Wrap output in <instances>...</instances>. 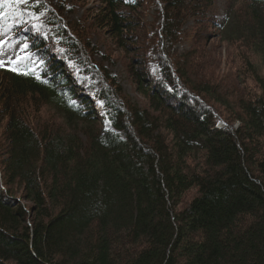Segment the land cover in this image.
Returning a JSON list of instances; mask_svg holds the SVG:
<instances>
[{
	"label": "trees",
	"instance_id": "obj_1",
	"mask_svg": "<svg viewBox=\"0 0 264 264\" xmlns=\"http://www.w3.org/2000/svg\"><path fill=\"white\" fill-rule=\"evenodd\" d=\"M146 1L101 0L88 25L139 56L141 105L60 11L42 3L43 31L22 25L39 68L0 66V264H264V0H230L219 23L215 0ZM211 28L248 74L224 77L225 93L179 49ZM33 101L64 125H34ZM217 116L238 127L215 129Z\"/></svg>",
	"mask_w": 264,
	"mask_h": 264
},
{
	"label": "rangeland",
	"instance_id": "obj_2",
	"mask_svg": "<svg viewBox=\"0 0 264 264\" xmlns=\"http://www.w3.org/2000/svg\"><path fill=\"white\" fill-rule=\"evenodd\" d=\"M41 1L44 5L49 6L54 12L57 10L60 11L61 14L58 11L57 12L59 13V16L62 17V21L65 22V25L69 23V26L67 25L66 29L71 35L88 30L91 40L90 46H93L94 51L98 50L97 55L94 57V62L100 63L101 61L103 66L118 78L121 88L124 91V95L131 102L138 105L145 103L144 98L140 95L139 88L135 83V76H133L130 71V66H133L132 62L134 63L136 59L139 58L137 53L132 52L126 54L121 50H116L113 48V45L105 32L99 31L98 29L95 30V28H91V30L88 28L89 23L93 20V16L97 13V8L101 5V0ZM42 3L39 0H27L26 3H9L6 10L3 13H0V61H3L6 66L10 68H22L27 63L34 61L33 56L27 52V42L25 37L18 31L21 29L20 25L23 22L28 23L29 28L34 30V32L40 33L44 29L43 23H41V20L39 21L36 16V8L40 9ZM145 3H147V1ZM240 4L241 1L237 3V6ZM230 5V0H215V5L210 14L212 16L215 15L217 21H221L224 14L229 11ZM145 6L146 8L144 10L140 9L138 11L143 13L145 30L150 32L151 28L149 24L152 21L156 22L157 20L154 15V7L151 8L149 4H144V7ZM123 11L127 12V9L123 8ZM207 34H211V36H209L210 38H201L199 41L195 31L190 30L184 43L179 45V49L185 51V54L189 53L190 57H188L186 63L189 72L191 69L192 75H196L195 71H199L201 77L198 74L197 75L201 79H207L205 77L207 73L204 72L201 74L200 71L202 69L206 70L208 73L212 71L216 76L213 81L216 82L218 80L216 86L221 84L224 87L223 92L225 93V89H229L231 85L227 82L228 80L235 79L236 82V77H238V75L240 77L248 75L245 71L246 67L242 61H238L239 59L237 56H239V52L241 51L237 50V46H231L227 43L223 38L222 30L220 31L211 28ZM147 44L148 42H143L142 45L140 43V49H142L141 47L143 46H147ZM242 52L243 55L248 53L247 51ZM102 55L104 57L110 56L109 58L111 62L108 63L105 59L103 60ZM256 61L258 63L257 59ZM86 66L91 67L92 64L87 63ZM72 70L78 73L79 79L76 83L79 87L90 84V77L85 76L84 73H82L83 68L73 67ZM198 76H196L197 79H199ZM224 77L228 78V80H225ZM228 101L231 102V99H228ZM30 103L31 104H28L30 106L26 105L28 107L26 111L29 113V120H34L33 123L37 127H40L43 122L48 121L59 127L64 125L61 117L50 106L42 104L36 105L35 101ZM33 104L35 105V108H32L31 105ZM219 109L222 111L224 110V107H220ZM224 116L228 120L227 116ZM217 117L222 119V121L230 127H232V125L233 127L238 125L237 122H230V125L222 117Z\"/></svg>",
	"mask_w": 264,
	"mask_h": 264
},
{
	"label": "snow or ice",
	"instance_id": "obj_3",
	"mask_svg": "<svg viewBox=\"0 0 264 264\" xmlns=\"http://www.w3.org/2000/svg\"><path fill=\"white\" fill-rule=\"evenodd\" d=\"M0 2H2V3H14V2L26 3L27 0H0ZM3 64H4V62L3 61H0V66H3ZM10 70L17 71L18 69L15 68V67H12ZM24 74H27V73H24Z\"/></svg>",
	"mask_w": 264,
	"mask_h": 264
}]
</instances>
